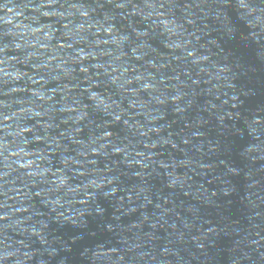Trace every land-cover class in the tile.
Instances as JSON below:
<instances>
[{"label":"water","instance_id":"obj_1","mask_svg":"<svg viewBox=\"0 0 264 264\" xmlns=\"http://www.w3.org/2000/svg\"><path fill=\"white\" fill-rule=\"evenodd\" d=\"M0 264H264V0H0Z\"/></svg>","mask_w":264,"mask_h":264}]
</instances>
